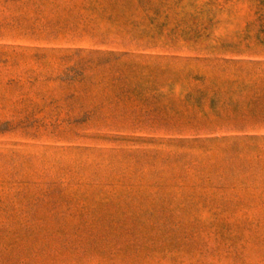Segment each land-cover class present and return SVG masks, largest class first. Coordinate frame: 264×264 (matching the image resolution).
Returning <instances> with one entry per match:
<instances>
[{
	"label": "rangeland",
	"instance_id": "1",
	"mask_svg": "<svg viewBox=\"0 0 264 264\" xmlns=\"http://www.w3.org/2000/svg\"><path fill=\"white\" fill-rule=\"evenodd\" d=\"M0 264H264V0H0Z\"/></svg>",
	"mask_w": 264,
	"mask_h": 264
}]
</instances>
